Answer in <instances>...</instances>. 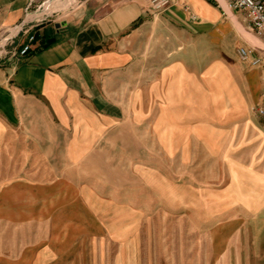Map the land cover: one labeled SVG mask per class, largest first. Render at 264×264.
<instances>
[{
	"label": "rangeland",
	"instance_id": "374dc122",
	"mask_svg": "<svg viewBox=\"0 0 264 264\" xmlns=\"http://www.w3.org/2000/svg\"><path fill=\"white\" fill-rule=\"evenodd\" d=\"M50 1H34L30 13L47 12L27 17L24 30L36 25L27 34H0L1 55L87 0ZM202 1L214 20L173 0L163 16L178 8L188 23H157L151 66L175 59L179 49L161 38L183 29L193 38L185 74H130L121 119L83 106L63 120L40 97L21 102L0 143V264H264V67L240 56L264 48L219 0ZM215 57L238 85L227 86Z\"/></svg>",
	"mask_w": 264,
	"mask_h": 264
},
{
	"label": "crops",
	"instance_id": "0c3cea01",
	"mask_svg": "<svg viewBox=\"0 0 264 264\" xmlns=\"http://www.w3.org/2000/svg\"><path fill=\"white\" fill-rule=\"evenodd\" d=\"M34 1L0 0V34L20 31L27 34L36 26L24 30ZM193 6L202 19L216 18L209 3L193 0ZM163 12L153 10L151 0H87L67 21L53 26L46 24L31 32L38 34L33 49L53 40L47 47L21 55L28 36L14 42L12 49L0 55V143L6 124L20 113L21 102L32 95L40 97L42 104L46 102L48 113L59 119H67V115L84 106L88 111L94 109L100 118L119 120L125 113L122 98L130 74L133 81L141 82L148 66L149 82L164 76L182 77L188 66L184 48L193 39L187 30L175 31L174 37L162 36V42L179 50L175 59L163 68L156 70L154 62L151 66L159 17L188 23L187 16L178 8L168 10L165 16ZM7 39L0 41L4 49ZM214 59L213 66L227 73V86L238 85L221 57ZM251 71L257 74L256 70Z\"/></svg>",
	"mask_w": 264,
	"mask_h": 264
},
{
	"label": "built area",
	"instance_id": "2783aa9c",
	"mask_svg": "<svg viewBox=\"0 0 264 264\" xmlns=\"http://www.w3.org/2000/svg\"><path fill=\"white\" fill-rule=\"evenodd\" d=\"M173 0H151L152 9L161 12L165 10ZM229 7L243 13L246 20L252 27V30L261 38L264 39V0H225ZM25 32H28L25 31ZM34 35H30L28 42L24 43L20 51L21 55H27L32 48ZM240 56L244 59L253 57V62L256 65L264 67V56L257 54L254 48L242 47ZM259 115H264V102L256 107Z\"/></svg>",
	"mask_w": 264,
	"mask_h": 264
},
{
	"label": "bare ground",
	"instance_id": "6f19581e",
	"mask_svg": "<svg viewBox=\"0 0 264 264\" xmlns=\"http://www.w3.org/2000/svg\"><path fill=\"white\" fill-rule=\"evenodd\" d=\"M60 0H52L50 1L51 4H53L52 6H57V4L59 3ZM221 2V4L224 6V8L229 12L230 16L232 17V19L235 21L236 25L238 26V28L244 32V34L248 37V39L250 40V42H252V44H256L260 47H263L264 48V43L262 42L261 39L257 38L256 36H254L253 34H249L247 33L243 26L241 25V23L238 21L237 17L232 13V11L229 9V5L226 3L225 0H219ZM75 2V1H74ZM73 3V2H72ZM59 5V4H58ZM69 6V5H68ZM50 7V6H49ZM61 7V6H60ZM48 8V7H46ZM60 10V9H59ZM58 10V11H59ZM47 11H40V12H33V13H30L27 17L30 18L34 15H42V14H45ZM43 16V15H42ZM34 18V17H32ZM28 20V19H27ZM239 30V31H240ZM3 43V42H2ZM4 45L3 44H0V55L4 52Z\"/></svg>",
	"mask_w": 264,
	"mask_h": 264
},
{
	"label": "trees",
	"instance_id": "16d2710c",
	"mask_svg": "<svg viewBox=\"0 0 264 264\" xmlns=\"http://www.w3.org/2000/svg\"><path fill=\"white\" fill-rule=\"evenodd\" d=\"M37 36H38V34H35L34 35V40H33V43L32 44H36V39H37ZM53 42V40H49L47 43H44V44H40V45H37V46H35L34 47V49L33 48H31V50H34V51H36V50H39V49H41V48H45V47H47L49 44H51Z\"/></svg>",
	"mask_w": 264,
	"mask_h": 264
}]
</instances>
